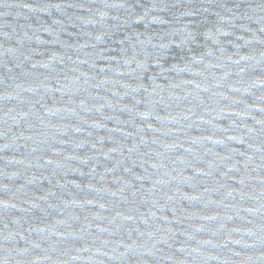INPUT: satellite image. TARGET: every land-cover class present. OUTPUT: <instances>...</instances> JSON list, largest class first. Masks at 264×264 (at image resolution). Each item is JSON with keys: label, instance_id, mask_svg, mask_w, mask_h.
Instances as JSON below:
<instances>
[{"label": "water", "instance_id": "obj_1", "mask_svg": "<svg viewBox=\"0 0 264 264\" xmlns=\"http://www.w3.org/2000/svg\"><path fill=\"white\" fill-rule=\"evenodd\" d=\"M264 162V0H0V264H177Z\"/></svg>", "mask_w": 264, "mask_h": 264}]
</instances>
